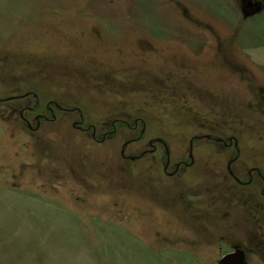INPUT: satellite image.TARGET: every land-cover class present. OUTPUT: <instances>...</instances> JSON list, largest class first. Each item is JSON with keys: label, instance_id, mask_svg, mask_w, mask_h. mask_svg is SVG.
<instances>
[{"label": "rangeland", "instance_id": "rangeland-1", "mask_svg": "<svg viewBox=\"0 0 264 264\" xmlns=\"http://www.w3.org/2000/svg\"><path fill=\"white\" fill-rule=\"evenodd\" d=\"M249 1L0 0V264H264Z\"/></svg>", "mask_w": 264, "mask_h": 264}, {"label": "water", "instance_id": "water-1", "mask_svg": "<svg viewBox=\"0 0 264 264\" xmlns=\"http://www.w3.org/2000/svg\"><path fill=\"white\" fill-rule=\"evenodd\" d=\"M245 5L249 10L255 8V5L249 0H245ZM217 264H246L245 252L236 248L234 251L225 254Z\"/></svg>", "mask_w": 264, "mask_h": 264}, {"label": "flooded vegetation", "instance_id": "flooded-vegetation-1", "mask_svg": "<svg viewBox=\"0 0 264 264\" xmlns=\"http://www.w3.org/2000/svg\"><path fill=\"white\" fill-rule=\"evenodd\" d=\"M77 125H79V124H78V123H74V126H75V127H76ZM78 128H79V126H78ZM92 137L95 138L94 129H93ZM104 138H105V137H103V139H104ZM190 157H191V156H190ZM190 159H191V162H192V158H190ZM180 164H181V163L177 164L175 171L178 170V167L180 166ZM228 170L230 171L229 166H228ZM230 173H231V171H230Z\"/></svg>", "mask_w": 264, "mask_h": 264}]
</instances>
